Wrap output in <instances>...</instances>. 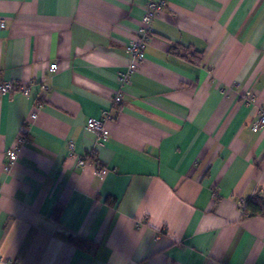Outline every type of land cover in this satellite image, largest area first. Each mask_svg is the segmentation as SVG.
Segmentation results:
<instances>
[{
    "label": "crops",
    "instance_id": "1",
    "mask_svg": "<svg viewBox=\"0 0 264 264\" xmlns=\"http://www.w3.org/2000/svg\"><path fill=\"white\" fill-rule=\"evenodd\" d=\"M146 1L0 0V264H264V0H168L120 85Z\"/></svg>",
    "mask_w": 264,
    "mask_h": 264
},
{
    "label": "built area",
    "instance_id": "2",
    "mask_svg": "<svg viewBox=\"0 0 264 264\" xmlns=\"http://www.w3.org/2000/svg\"><path fill=\"white\" fill-rule=\"evenodd\" d=\"M168 0H147L144 14L140 19V25L136 31L135 37L130 39L129 43L126 45L125 49L128 53L130 60L126 66V70L121 72L118 77V81L120 85H125L129 82L130 76L133 72L138 69V64H140L144 60L145 49L148 42V37L152 31V21L154 18L157 17L160 11L167 5ZM3 27V21L0 18V28ZM56 63H51L48 66V73L50 75L54 74L56 71ZM18 91L21 94L28 96L29 88L23 85L15 86L11 81L0 82V95H4L7 93H12ZM48 95V88L42 87L41 96L46 98ZM249 98H252L253 94L247 92ZM121 100V93H117L114 97V101L116 103L120 102ZM42 106L41 103L38 104L37 108ZM37 110V109H36ZM36 110L30 113V118L35 119L36 117ZM110 113L107 111H103L101 117L99 118H89L86 121V128L90 132L96 135L97 141H102L107 137V131L105 130L104 123L108 119H110ZM261 127H264V107L259 108L258 119L254 123L252 129L253 131H258ZM24 132V130L22 131ZM20 133L17 137L15 144L12 148L7 150L6 157L8 162L3 166V170L8 172L12 163H14L18 156H19V149L21 146L27 143V139L24 133ZM70 149L73 148V144H69ZM80 164H83V160L79 161ZM101 173L104 172V169H99ZM4 264H17L11 260H7Z\"/></svg>",
    "mask_w": 264,
    "mask_h": 264
},
{
    "label": "trees",
    "instance_id": "3",
    "mask_svg": "<svg viewBox=\"0 0 264 264\" xmlns=\"http://www.w3.org/2000/svg\"><path fill=\"white\" fill-rule=\"evenodd\" d=\"M243 213L245 217L264 216V197L257 195L253 196L243 206ZM69 242L76 247L90 245L87 241L75 237H69Z\"/></svg>",
    "mask_w": 264,
    "mask_h": 264
}]
</instances>
